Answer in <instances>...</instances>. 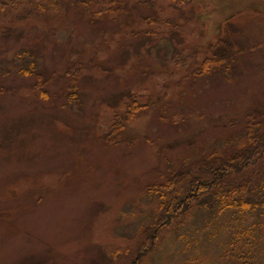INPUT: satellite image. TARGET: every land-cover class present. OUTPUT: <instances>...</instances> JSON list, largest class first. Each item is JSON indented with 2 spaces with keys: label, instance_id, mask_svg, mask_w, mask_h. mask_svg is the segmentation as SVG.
Returning a JSON list of instances; mask_svg holds the SVG:
<instances>
[{
  "label": "rangeland",
  "instance_id": "374dc122",
  "mask_svg": "<svg viewBox=\"0 0 264 264\" xmlns=\"http://www.w3.org/2000/svg\"><path fill=\"white\" fill-rule=\"evenodd\" d=\"M80 1L0 12V264H128L154 222L148 185L235 152L248 117L264 118V0H160L169 23L157 25L136 0L90 18ZM238 217H191L162 264L214 262Z\"/></svg>",
  "mask_w": 264,
  "mask_h": 264
},
{
  "label": "trees",
  "instance_id": "16d2710c",
  "mask_svg": "<svg viewBox=\"0 0 264 264\" xmlns=\"http://www.w3.org/2000/svg\"><path fill=\"white\" fill-rule=\"evenodd\" d=\"M40 1L46 5L52 3V0ZM158 1L160 0L135 2L157 13L156 16L147 18L151 25L169 23L162 19L164 8L160 4L157 5ZM163 1H168L172 7L190 2V0ZM102 2L103 5L95 0L80 1L81 14L86 18L96 15L109 17L115 11L122 15L126 10L124 7L127 4L126 0ZM20 3V0H0V12L6 10L10 4L15 6ZM55 4H61V0H55ZM95 4L101 7L96 12L92 11ZM233 56V53L216 54L206 58L199 75L209 73L213 66L218 69L225 67ZM22 73L30 74L27 71ZM126 106L128 110L121 116L122 120L130 118L141 109L135 102ZM248 118L244 138L235 152L205 155L189 165L185 163L184 167L176 172L164 174L159 182L148 185V194L157 195L154 222L142 230L144 239L138 245L136 256L128 264H162L163 260L158 255L169 242L171 244L170 237L176 236L177 242L183 240L185 233H181L182 227L189 223L191 217L209 209L217 214L230 212L239 216L237 218L239 226L233 228L230 247L214 262L208 257L194 255L187 259L183 257L177 264H264V118L260 120L254 116ZM118 125L119 122H116L114 130ZM123 141L121 137H115L113 143L119 144ZM253 218L254 223L245 224L248 219Z\"/></svg>",
  "mask_w": 264,
  "mask_h": 264
}]
</instances>
